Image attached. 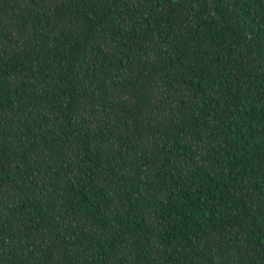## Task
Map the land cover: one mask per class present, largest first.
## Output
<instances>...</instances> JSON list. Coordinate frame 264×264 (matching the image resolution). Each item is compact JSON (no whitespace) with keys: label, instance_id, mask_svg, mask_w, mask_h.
Returning a JSON list of instances; mask_svg holds the SVG:
<instances>
[{"label":"trees","instance_id":"obj_1","mask_svg":"<svg viewBox=\"0 0 264 264\" xmlns=\"http://www.w3.org/2000/svg\"><path fill=\"white\" fill-rule=\"evenodd\" d=\"M0 264H264V0H0Z\"/></svg>","mask_w":264,"mask_h":264}]
</instances>
